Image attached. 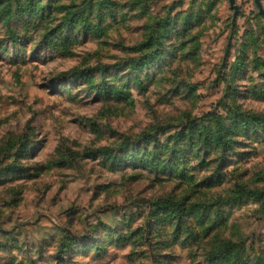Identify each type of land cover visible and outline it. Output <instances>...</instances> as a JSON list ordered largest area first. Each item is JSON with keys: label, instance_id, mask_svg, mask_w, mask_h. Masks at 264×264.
<instances>
[{"label": "rangeland", "instance_id": "1", "mask_svg": "<svg viewBox=\"0 0 264 264\" xmlns=\"http://www.w3.org/2000/svg\"><path fill=\"white\" fill-rule=\"evenodd\" d=\"M221 255L264 264V0H0V264Z\"/></svg>", "mask_w": 264, "mask_h": 264}, {"label": "trees", "instance_id": "2", "mask_svg": "<svg viewBox=\"0 0 264 264\" xmlns=\"http://www.w3.org/2000/svg\"><path fill=\"white\" fill-rule=\"evenodd\" d=\"M66 22H68V21H66ZM115 95L119 96V94H115ZM199 135H201V141L203 142L204 145H207V143L209 141L211 143L214 142L215 144L220 145V146L224 145L223 134L220 133V132L219 133L217 132V133H214V134L210 135L206 131L201 130V131H199ZM175 142H178V140H176ZM179 147L180 146H177V148H179ZM151 167H152V165L145 166L146 169H150ZM162 207H163L164 215H166L168 217V219L165 220V221L166 222H174V221H176L178 229H179V227H180V225H181V223L183 221L182 218H187L188 216H197L198 215L196 213V208H195L194 205L186 206V204H184L183 202L167 201L165 204L162 205ZM155 217H157L159 223L164 221V220L160 219L159 213L156 214ZM218 257L220 258V260L224 259V262L228 261V260H231L232 264H243L242 261L238 257L236 259H232L230 257L227 258L226 256H223V255L218 256ZM212 261L214 263H216L218 260H216V258L213 257Z\"/></svg>", "mask_w": 264, "mask_h": 264}]
</instances>
